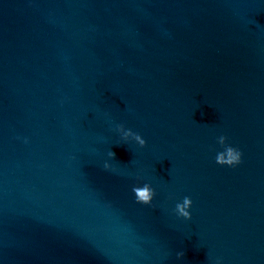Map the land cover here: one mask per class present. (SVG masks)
<instances>
[{
  "label": "water",
  "instance_id": "1",
  "mask_svg": "<svg viewBox=\"0 0 264 264\" xmlns=\"http://www.w3.org/2000/svg\"><path fill=\"white\" fill-rule=\"evenodd\" d=\"M0 264H264V0H0Z\"/></svg>",
  "mask_w": 264,
  "mask_h": 264
},
{
  "label": "clouds",
  "instance_id": "2",
  "mask_svg": "<svg viewBox=\"0 0 264 264\" xmlns=\"http://www.w3.org/2000/svg\"><path fill=\"white\" fill-rule=\"evenodd\" d=\"M115 130L120 133V138L124 141L131 139L139 147L143 148L146 145V140L140 133H133L130 129H125L122 123L115 125ZM24 142L27 143V138H24ZM215 144L218 145L217 148L210 146V150L215 152L214 162L220 166H226L229 168H234L241 163L242 152L239 147L235 146L229 141V138L225 134H220L215 137ZM114 153L112 151L108 152V157L113 158ZM110 165L106 161L104 163V168L108 169ZM132 193L135 198V202L143 205H151L153 198L156 195L155 189L150 183H137L132 186ZM192 199L189 196H184L181 200H177L175 207L172 212L178 218H183L184 220L191 219V209ZM184 256L183 251H178L176 253L177 260Z\"/></svg>",
  "mask_w": 264,
  "mask_h": 264
}]
</instances>
